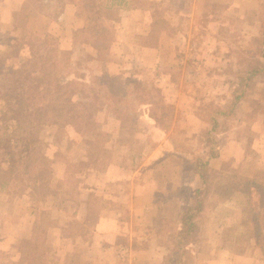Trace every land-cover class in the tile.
<instances>
[{
  "label": "rangeland",
  "instance_id": "rangeland-1",
  "mask_svg": "<svg viewBox=\"0 0 264 264\" xmlns=\"http://www.w3.org/2000/svg\"><path fill=\"white\" fill-rule=\"evenodd\" d=\"M263 33L264 0H0V99L30 108L29 131L11 139L21 150L16 169L0 149V203L12 220L17 207L32 210L34 223V236L12 242L0 263L75 264L66 249L93 250L105 212L138 229L131 181L165 203L156 230L176 232L173 217L205 186L194 162L213 148L215 184L196 229L163 239L182 250L193 242L201 256L202 233L215 228L234 258L264 264V77L247 79L264 61ZM64 103L69 112L52 124Z\"/></svg>",
  "mask_w": 264,
  "mask_h": 264
},
{
  "label": "crops",
  "instance_id": "crops-1",
  "mask_svg": "<svg viewBox=\"0 0 264 264\" xmlns=\"http://www.w3.org/2000/svg\"><path fill=\"white\" fill-rule=\"evenodd\" d=\"M130 185L129 218L137 220L139 228L130 229L127 227L124 229L123 225L128 221V218L126 221L120 211H112L111 214L105 212L96 220L94 231L91 234L95 236L93 241L96 240L93 250L88 248L83 251L85 253L83 256L76 257L77 252L74 248L66 249V254L74 256L75 264H257L256 261L241 263L238 258H234L230 247L219 241L222 230L215 228H206L202 233L205 240L201 247L204 249L201 256H199L198 249H194L193 242H189L184 250L172 245L171 241L166 243L163 239L164 235L173 232L165 234L162 231L159 232L157 231L159 228L156 230L155 224L152 222L153 216L160 217L159 220L163 221L164 211L160 205H165V203L159 204L157 207V204L149 198L148 191H145V185H142L141 188V185H135L133 181L130 182ZM138 191L141 196V191L146 193V197L140 198ZM128 199L122 201L128 205ZM173 199H170L168 204ZM17 208L19 210L15 215V220H12L14 216L8 215L9 213H6L4 206L0 203V254L2 251L8 252L12 242L18 244L22 240L34 236L32 210H26L25 207L20 206ZM178 217L179 212L173 218L177 219ZM12 221L15 222L12 223ZM9 226L13 228L8 229ZM120 238L121 240H119ZM122 242L123 244H121ZM98 244L99 246H97ZM183 252L185 253L183 254ZM115 253H120L122 256L119 257ZM112 256L114 261L110 259Z\"/></svg>",
  "mask_w": 264,
  "mask_h": 264
},
{
  "label": "trees",
  "instance_id": "trees-1",
  "mask_svg": "<svg viewBox=\"0 0 264 264\" xmlns=\"http://www.w3.org/2000/svg\"><path fill=\"white\" fill-rule=\"evenodd\" d=\"M262 56L264 57V33H263V49H262ZM13 73H17V69L12 71ZM249 72L248 75L249 77L247 78L248 80L252 79L255 77L257 74L261 75L263 74L264 77V61L259 62V65L255 67L253 70L247 71ZM246 75V74H244ZM244 75L241 74L238 78L240 82L238 83H243L244 82ZM57 86H59V82H55ZM63 87V86H62ZM14 90V89H13ZM62 90V89H61ZM27 90L25 92V95L29 99L32 95V90L30 87V92ZM15 93V92H14ZM12 93L11 95H13ZM53 93L56 94L57 100L61 99L64 102V92L59 90L53 91ZM244 91L240 95H235L234 96V101L243 95ZM2 100L0 99V119L3 120L5 123L4 126H2V130L0 131V149L2 151V154L4 160L7 162V165L5 166L6 168H10L11 170L16 169L18 162H19V155L21 153L20 147L15 146L12 142L11 139L14 141H18L19 138L15 135V130L17 128H24V131H29V127L27 126V121L29 120L28 116L30 112L29 106L27 105V108H25V111L20 110V108L17 106L18 104H12V102L9 101V98L1 94ZM10 98L14 99V96H9ZM6 103V104H5ZM23 104H27L26 102V97L25 101ZM74 104V103H73ZM221 108V107H220ZM66 110H68V105L67 104H55V108L52 110L51 114H49V121L52 122V124H59L60 119L64 116L66 113ZM69 112V110H68ZM81 116V115H80ZM215 117V116H214ZM211 118V123H210V128H204L202 134L204 136V141H211L210 139V132H214L216 130V127L218 125V118ZM26 118V119H25ZM12 119L16 124L13 129L8 130V125H6V121ZM76 130H81V124L78 123V125H75ZM215 129V130H214ZM218 150H214L213 148H210V152L207 157L203 158H196L194 164H195V169L192 171L194 174H196L197 178L200 179V182H203V185H205L203 188L197 185V188L195 189V195L193 197L192 203L187 205L181 212L177 221V231L176 233L179 235V240L186 239L189 235H191L192 232L196 229L197 222H196V217L198 215V212H200L204 206V195L208 194V191L212 185L215 184V176L212 173V169L210 165L208 164V159L211 157L218 156ZM229 180H225V183H227L230 187H233L234 184L232 182L229 184ZM7 182L2 180L0 181V187L3 188V186H6ZM257 190H261L264 192V187L263 186H257Z\"/></svg>",
  "mask_w": 264,
  "mask_h": 264
}]
</instances>
